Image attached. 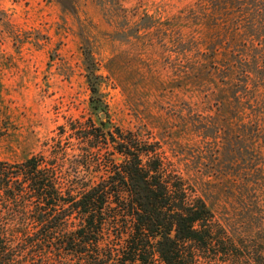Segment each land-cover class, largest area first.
I'll use <instances>...</instances> for the list:
<instances>
[{"label": "rangeland", "instance_id": "obj_1", "mask_svg": "<svg viewBox=\"0 0 264 264\" xmlns=\"http://www.w3.org/2000/svg\"><path fill=\"white\" fill-rule=\"evenodd\" d=\"M84 48L112 124L156 142L228 235L264 251V0H0V161L100 123Z\"/></svg>", "mask_w": 264, "mask_h": 264}, {"label": "trees", "instance_id": "obj_2", "mask_svg": "<svg viewBox=\"0 0 264 264\" xmlns=\"http://www.w3.org/2000/svg\"><path fill=\"white\" fill-rule=\"evenodd\" d=\"M84 57L100 123L63 126L50 156L0 161V264H264V251L228 235L156 142L112 124L90 48ZM67 134L81 144L71 160ZM67 164L70 175L93 176H73L64 190L57 169Z\"/></svg>", "mask_w": 264, "mask_h": 264}, {"label": "water", "instance_id": "obj_3", "mask_svg": "<svg viewBox=\"0 0 264 264\" xmlns=\"http://www.w3.org/2000/svg\"><path fill=\"white\" fill-rule=\"evenodd\" d=\"M102 117L105 118V114H104V113L102 114ZM105 120H106V119H105Z\"/></svg>", "mask_w": 264, "mask_h": 264}]
</instances>
